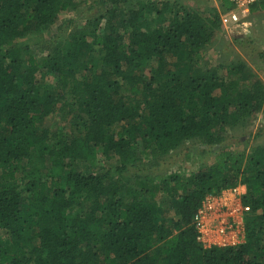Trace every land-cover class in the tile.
<instances>
[{"label": "trees", "instance_id": "1", "mask_svg": "<svg viewBox=\"0 0 264 264\" xmlns=\"http://www.w3.org/2000/svg\"><path fill=\"white\" fill-rule=\"evenodd\" d=\"M216 1L99 0L82 28L60 16L88 0H0V264H264V146H222L263 109L264 82L242 61L206 65L232 7ZM192 141L220 146L212 163L164 174ZM239 185L244 243L204 249L195 213Z\"/></svg>", "mask_w": 264, "mask_h": 264}, {"label": "rangeland", "instance_id": "2", "mask_svg": "<svg viewBox=\"0 0 264 264\" xmlns=\"http://www.w3.org/2000/svg\"><path fill=\"white\" fill-rule=\"evenodd\" d=\"M88 1L87 6L81 4L77 10L62 14L60 20L72 19L75 25L82 28L85 27L87 21H89L88 17L94 16L99 9V0ZM152 1H170L204 14L210 13L215 8L220 9V5L216 0ZM91 7L94 9L91 10ZM230 21V24L227 26L222 25V29L216 33L212 45H210L205 55L206 65L215 67L219 64L242 61L264 82V13H253L246 18L235 15ZM244 23L248 24L247 28L242 27ZM56 29L53 27L47 30L42 35V41L44 40L45 42L52 35L55 36ZM36 41L40 42V38L38 37ZM36 41H32L31 43H35ZM36 46L32 45V51H34L37 58L47 55L43 45L41 49L39 46L35 48ZM42 82H45V80H42ZM53 92L56 93L55 88ZM66 123L69 124V122ZM62 125L64 124L60 116H53L46 121V126L52 128V130ZM66 126L68 125L66 124ZM225 145L242 146L244 149L246 148L247 152L254 147L264 146V107L258 115L249 119L245 128L228 131L222 143V146ZM219 147H206L198 141L187 142L170 154V157L166 160L168 165L163 166L162 172L164 174L183 173L186 175L194 173L203 165H210L212 163L213 150L216 151ZM83 172L88 174L91 171L90 168H84ZM169 214L168 216L172 215V213Z\"/></svg>", "mask_w": 264, "mask_h": 264}, {"label": "built area", "instance_id": "3", "mask_svg": "<svg viewBox=\"0 0 264 264\" xmlns=\"http://www.w3.org/2000/svg\"><path fill=\"white\" fill-rule=\"evenodd\" d=\"M232 7L221 16L223 26L233 16L248 17L260 0H228ZM243 28L248 24L244 23ZM247 189L239 185L218 196H208L192 219L197 242L204 249L238 247L245 241V220L251 208L243 202Z\"/></svg>", "mask_w": 264, "mask_h": 264}]
</instances>
